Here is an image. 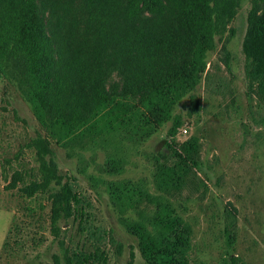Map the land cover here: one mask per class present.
Masks as SVG:
<instances>
[{"label":"trees","instance_id":"obj_1","mask_svg":"<svg viewBox=\"0 0 264 264\" xmlns=\"http://www.w3.org/2000/svg\"><path fill=\"white\" fill-rule=\"evenodd\" d=\"M241 2L0 0V76L60 147L109 150L106 172L112 174L124 145H142L168 122L169 134L176 135L182 121L175 109L201 82L215 38L228 30ZM252 2L243 53L250 93L264 105V0ZM115 73L118 80H112ZM168 148L173 163L160 164L156 178L158 189L171 195L200 166L201 143L191 137L179 150ZM105 185L147 264H192V228L167 195L153 197L130 179ZM42 186L21 191L32 198ZM74 199L67 185L53 192V223L62 212L70 217ZM147 201L155 204L150 217H125ZM47 264H107V256L74 253Z\"/></svg>","mask_w":264,"mask_h":264},{"label":"rangeland","instance_id":"obj_2","mask_svg":"<svg viewBox=\"0 0 264 264\" xmlns=\"http://www.w3.org/2000/svg\"><path fill=\"white\" fill-rule=\"evenodd\" d=\"M252 4L242 0L228 30L216 36L201 82L175 109L182 121L176 135L168 122L142 145H124L112 174L109 150L60 147L0 76V264H47L74 253H105L107 264H147L107 192L106 181L122 179L171 199L192 228V264H264V105L250 93L243 53ZM191 137L201 143L200 166L168 195L158 189L157 169L173 163L168 144L179 150ZM32 183L44 191L28 198L21 190ZM65 185L76 199L70 217L62 212L53 223V192ZM154 207L147 201L125 217H150Z\"/></svg>","mask_w":264,"mask_h":264}]
</instances>
